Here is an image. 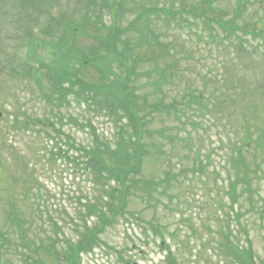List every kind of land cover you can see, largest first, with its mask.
<instances>
[{
    "label": "rangeland",
    "instance_id": "374dc122",
    "mask_svg": "<svg viewBox=\"0 0 264 264\" xmlns=\"http://www.w3.org/2000/svg\"><path fill=\"white\" fill-rule=\"evenodd\" d=\"M55 1L63 6L67 2L68 9L73 7L72 0ZM200 1L111 0L115 5L122 4L117 20L124 26L138 15L155 10L167 9L179 17L180 12L190 13L191 6ZM214 7L225 12L223 19L229 22L228 35L216 25H211L215 27L213 32L205 28L192 14H184V23L179 27L174 21L172 28L164 27L152 16L151 28L161 43H169L172 52L158 63L150 62V58L157 56L150 49L135 52L134 58L139 65L131 85L138 88V94L146 95L150 103L161 100L166 105L173 104L176 109L172 115L159 113L149 119V128L162 131L164 136L145 133L143 138L146 145L153 144L151 151H157L159 157V161L145 163L143 177L160 181L161 186L152 199L133 198L129 210L134 217L120 220L108 229L100 236L95 250L84 254L76 264H170L169 253L175 257V264H230L225 248L220 245L219 232L228 233L230 224L238 240L247 246L242 230L239 233L237 228L235 214L238 212L244 213L240 214L243 216L242 226L249 233L256 261L264 258V142L260 148L254 147L251 132L245 127V121L258 120L261 125L264 120V89L261 90L264 86V60L250 61L254 56L264 58V0H247L239 12L240 17L237 16L238 0H220ZM27 13L12 0H0V51H3L0 54L6 64L12 63V55V58L18 56L16 49H21L20 58L27 54L28 48L22 47L26 27L30 24ZM54 13L33 23L39 39L50 40L51 29L44 36L43 25L52 28L53 33H59V37L68 21L82 16L78 17L70 10ZM102 13L107 26L111 18L105 17V10ZM235 17L237 20L231 27ZM142 28L144 35L130 32L125 36L131 46L149 37L146 28ZM244 39L250 41V44L244 43L249 51L246 56L231 47ZM85 42L93 43V39L88 38ZM38 50L44 55L41 47ZM8 51L12 52L11 55ZM179 59L180 62L175 64ZM233 65L238 68L237 77ZM163 70L169 71L168 74ZM229 73L233 74L232 80L227 77ZM9 74L7 71L0 79V111H11L13 116L0 121V129L7 124L15 148L29 160L26 164L32 196L30 207L33 209L27 211L19 204L25 192L21 187L16 192V209L23 211L28 223H32L28 225L31 226L28 238L21 243L14 227L5 221L3 210L9 206L4 199L9 192L1 193L4 202H0V232L5 238L1 240L0 264H36L34 259L24 261L25 256L21 255V252L24 255L29 253L25 250L27 246L35 247L30 240L33 239L35 244L41 242L37 246L46 247L49 238L59 240L60 237L64 241L76 236V223L81 222L76 216V211L82 208L79 200L84 203L86 198L94 199L96 190L84 164L69 162L64 155L58 159L56 151L54 155L51 151L56 149V143H60L63 149L73 143L89 145L92 142L91 129H84L87 126H82L83 123H93L101 138L115 139L116 130L107 110L99 111V107L74 98L69 107L46 105L43 96L50 93V89L44 78L37 82L28 78H11ZM162 74L165 75L163 80ZM189 93H192L191 97ZM196 97L199 98L198 105L190 102ZM15 115L30 122L26 130L16 132L12 124ZM37 120H52L70 137L61 136L57 142L55 132ZM259 135L260 131H254L251 139ZM239 147L251 169L253 181L249 190L238 187V193L243 196L233 204L229 195L231 182L236 179L232 154L238 152ZM5 154L8 156L3 158L7 161L0 173V186L2 183L4 188L19 173L20 180L25 178L22 166L16 168L19 172L15 171L11 152L5 151ZM46 154L57 159L48 161ZM70 155H76L75 151ZM225 216L226 222L230 223L222 220ZM54 222L60 225L58 230ZM61 245L65 248V241ZM38 255L45 260L43 252Z\"/></svg>",
    "mask_w": 264,
    "mask_h": 264
},
{
    "label": "trees",
    "instance_id": "16d2710c",
    "mask_svg": "<svg viewBox=\"0 0 264 264\" xmlns=\"http://www.w3.org/2000/svg\"><path fill=\"white\" fill-rule=\"evenodd\" d=\"M21 1L22 6L25 5V2H28L31 8H33L26 15L30 24L26 27L27 35L24 36L27 38L25 41H28V46L26 47L28 48L30 59H18L17 56L12 58V55L10 57L12 63L9 65L4 62L0 54V79L3 78V75L7 71H9V77L11 78H29L37 82H40L44 78L50 83V93H44L43 97L47 104L54 105L56 103L53 94H56L63 102H67L68 96L76 94L79 98L88 99L93 103L100 104L102 107L109 108L110 114L114 118H118L115 122L117 131L119 130L120 134L118 135V140L115 142L94 136L93 141L89 145L78 147L73 143L78 149L69 146L66 150L61 148L60 143H56L57 150L53 149L51 151L53 155L54 151H56L55 155L59 156L58 159L64 155V159L69 162L84 164V169L89 171V175L92 177V180H89L96 187V190L94 189V199L86 198L84 203L82 200H79L82 210L78 211L77 215L83 218L81 229H84V231L80 232L78 229L76 230L78 235L76 240L68 238L65 241L64 248L61 247V239L57 240V237L54 239L50 238V243L43 248L45 260L42 259V256L38 255V253L42 252V249L37 244L32 253L36 254L35 258L38 256L35 259L36 261L34 260L36 264H76L84 254H89L95 250L100 243V236L108 228L114 226L120 220L127 221L130 217H134L133 213L129 210L130 205L133 203V198L137 197L143 201L152 199L153 194L158 191V187L161 184V182L145 179L142 174L146 162L159 161L157 151L155 153L151 151L153 144L152 146L146 145L143 142V138L145 133L154 134L149 132V119L152 118L154 113L159 112L162 106L159 104L161 101L148 105V99L145 96L138 95L136 88H134L135 85H131V72L123 76L117 74L116 71L119 68L128 70L133 49L135 51L137 48L136 46L133 48V46L125 42L123 36L132 30L138 31L137 26L142 25L144 22L148 23L145 26V30L149 33V37H144L140 46L148 45L157 54L155 58H150V62L158 63V61L170 55L172 47L169 43L160 42L158 34L151 28L150 22L152 16L155 15L157 21H163L165 27L169 28L171 27V23L176 20V15L168 10L149 11L136 18L126 29L122 28L121 24H116L113 27L104 24L103 10L98 7L99 0H76L71 9L61 7L55 0ZM100 1L104 7L111 8L112 4L108 0ZM32 2H39L40 4L37 7H33ZM202 5H208V7H201L196 12L191 11L194 17L199 18L212 32L213 27L211 25L217 24L228 35L230 33V30L227 28L229 22H224L221 13L217 9L211 8V3ZM46 7L50 8V10H47ZM52 9H58L59 11L66 9L72 11L76 16L80 14L82 16L80 15V18H72L68 21L59 37V33H53L52 28L48 25L42 27V31L51 29L49 34L50 40L40 41L35 36L34 29L36 24L33 25V23L39 22L42 16L47 18L46 11L48 14H51ZM241 9L242 5L239 4L237 7L238 17H240L239 12ZM112 11H114L113 7ZM181 17L182 13L180 14ZM232 25H235V20L231 22V27ZM142 33L143 31H140V34ZM88 38L93 39V43H86L85 41ZM29 40H35L36 43ZM37 46L45 49V56H36ZM240 47L245 51L242 44ZM33 59L37 61L38 66L33 65V62H31ZM47 60L49 62L51 60V63H47ZM179 62L180 59L175 64ZM170 68L168 66V69ZM163 71L166 75L169 72L167 70ZM164 76L162 74L161 77ZM191 95L192 93H189L190 97ZM190 102L198 105L199 98H192ZM164 106L163 111L161 110L162 112L170 113V110H176L172 105ZM146 108L150 111H147ZM6 114L7 118H9L11 112L6 111ZM4 119L5 117L0 120ZM12 124L16 128V132H18L26 130L30 122H26L15 115ZM48 124L49 127H55V124L51 121ZM54 129L59 134L63 132L61 127ZM258 131H260L261 135L256 139H251L252 132L250 133V140H253L254 147L260 148L264 142V127L260 129L258 127L256 132ZM159 133L161 135L162 131H159ZM10 140L6 124L0 129V170L4 167L2 166V161L4 160L3 151L13 150V146L7 143ZM56 140L59 142V136ZM70 149L75 150L77 154L70 156ZM62 150H66L64 154ZM239 152L238 158L234 161L232 160L236 179L231 182L229 195L230 200H233V204H236L241 196H243L238 193V187H243L244 191L249 190L253 181L250 176L251 169L241 150ZM45 156L48 157L47 154ZM50 159L56 160L57 158L48 157V161ZM24 168H27V165H24ZM23 173L25 175L23 181L29 184L28 178L30 175L28 170L23 169ZM85 174L88 175L87 173ZM1 191L8 192L7 189H0V194ZM12 195L13 193L9 195V198H13ZM8 202L10 210H5L7 219L12 222L13 227L17 226L21 233L23 232L21 234V243H24L26 220L20 218L16 212L17 210L13 205L14 201L9 199ZM235 215L237 216L236 222H239L243 230L244 227L241 224L239 214L236 213ZM90 218L95 219V223L92 226H89L92 224L89 222ZM226 220L225 218L224 221ZM226 223L230 222L227 221ZM227 227L229 229L228 233L223 231L219 233L222 238L220 245L226 249V256L240 264H256L251 246L243 248V246L235 244L236 236H234L230 224ZM1 237L2 235L0 234ZM247 242L250 244L249 238H247ZM1 253L2 246L0 244V257ZM21 255L26 256L23 252H21ZM30 259H32V256L27 255L25 261L28 262ZM167 259L170 264L176 263V259L171 253L167 255ZM261 264H264V261Z\"/></svg>",
    "mask_w": 264,
    "mask_h": 264
}]
</instances>
